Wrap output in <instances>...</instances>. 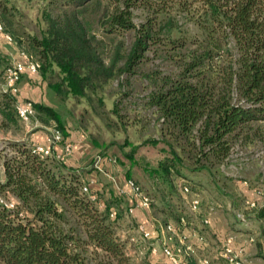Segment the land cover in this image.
Instances as JSON below:
<instances>
[{
	"label": "trees",
	"instance_id": "1",
	"mask_svg": "<svg viewBox=\"0 0 264 264\" xmlns=\"http://www.w3.org/2000/svg\"><path fill=\"white\" fill-rule=\"evenodd\" d=\"M49 3L52 8L41 11L40 36L27 38L34 53L19 49L37 59L40 78L58 98L89 97L114 77L135 73L147 52L163 54L176 66L147 96L161 136L168 137L163 141L171 157L159 161L155 171L162 179H169L178 158L172 143H186L196 163L216 167L235 141H249L250 131L255 135L252 123L264 121V0ZM90 6L98 12L94 21L85 14ZM137 8L143 19L135 24ZM128 32L133 39L127 47L122 37ZM15 102L13 94L1 90V125L20 122ZM31 104L41 125L52 120L64 141L58 112ZM31 147L20 139L3 141L0 149V196L14 204L12 209L0 204V264H131L115 233L118 199L99 208L81 191L82 170L40 158ZM254 210L264 219V207Z\"/></svg>",
	"mask_w": 264,
	"mask_h": 264
},
{
	"label": "rangeland",
	"instance_id": "2",
	"mask_svg": "<svg viewBox=\"0 0 264 264\" xmlns=\"http://www.w3.org/2000/svg\"><path fill=\"white\" fill-rule=\"evenodd\" d=\"M44 8H52L49 0H0L2 21L14 37L13 42L3 43L4 46L0 49L3 68L10 61L6 53L16 54L19 47L34 53L27 38L40 36L44 26L41 18ZM132 13L135 24L142 21L141 9H133ZM85 14L89 20L94 21L98 12L90 6ZM93 30L97 32L95 27ZM122 38L128 47L133 39L132 33H125ZM146 54V59L135 68V73L114 77L87 98L70 95L62 99L56 97L47 87L46 81L40 78L39 72L37 78L30 82V85L41 88L39 91L58 112L66 133L71 131L75 139L72 141L78 145L77 152L86 160L80 166L90 171L95 153L110 155L114 157V162L106 163L101 169L116 179L131 178L150 197V207L139 213V216H145L149 228L144 222L143 224L151 231V239L142 242V246L139 245L144 250L143 254L137 253L138 244L128 240L130 235H136V218L127 214L126 208L122 206L114 221L116 236L123 243L131 264H159V249L157 248L155 255H149L146 249L147 242H157L155 232L159 225L166 221H176L178 215L183 214L192 220L186 200L181 194V184L191 185L192 191L197 192L201 198V212H215L216 219L219 217L218 225L226 230L241 226L234 220L233 212H243L246 216V212L256 211L246 208L249 199L254 197L255 188L261 190L264 203V121L252 123V126H257L255 135L250 131L249 141H235L228 157L216 167H209L208 163H196L190 146L180 142L178 146L172 143L178 158L169 179H162L155 173L158 162L171 156L163 141L166 136H161L160 120L154 107L147 103V96L158 84L159 77L174 73L176 66L165 59L163 54ZM1 77L0 92L4 90L3 76ZM33 124L41 125L36 114L31 118L29 128ZM53 124L50 120L47 125L42 126L47 129ZM25 130L27 129L19 121L16 125H1L0 122V149L5 140H20ZM149 140H156V143L150 144ZM83 175V181H86ZM95 176L100 190L96 194L97 205L103 206V203L108 202L113 206L115 199L112 198L120 197L112 195L114 192L111 181L100 171H96ZM180 180L184 182L178 184ZM166 212L170 214L167 215ZM250 223L252 222L247 221L246 225L249 226Z\"/></svg>",
	"mask_w": 264,
	"mask_h": 264
},
{
	"label": "built area",
	"instance_id": "3",
	"mask_svg": "<svg viewBox=\"0 0 264 264\" xmlns=\"http://www.w3.org/2000/svg\"><path fill=\"white\" fill-rule=\"evenodd\" d=\"M11 35L5 31L3 23L0 19V43H11ZM16 58L12 59L3 68V89L10 92L16 97L14 109L17 117L24 126L31 124V118L35 112L32 107L31 101L18 99V84L23 74L30 73L36 74L40 67L39 62L28 52L18 49ZM44 136L45 145L32 144V152L40 158L51 157L57 162H64L65 158L71 153L72 144L70 142L62 141V135L50 126L46 129ZM61 144L60 150H54V146ZM101 157H105L107 161L114 162V157L110 155H97L95 163ZM245 184V182H243ZM130 193L135 198V205L143 209L150 207L151 199L142 188L132 179H126ZM181 194L187 203V210L190 218L184 214L178 215L176 221H166L164 224L159 225L156 231L157 242H147L146 249L149 255H155L157 248L159 255L162 257L161 264H188V259L193 256L197 250L204 251L198 258L199 264H214L210 255L207 252L208 241L204 233V229L210 227L212 215L215 212H201V198L199 194L192 191L188 185L181 184ZM81 191L84 192L90 200H95V194L87 188L84 184L81 186ZM119 192H121L118 189ZM253 198L249 199L246 204L247 209H257L262 206V192L259 188L253 191ZM0 204L5 208L12 209L14 204L12 201L6 200L0 196ZM98 207H101L98 205ZM211 209V208H210ZM132 206L126 208L127 214H131ZM235 221L246 224L248 221L247 216L243 212H233ZM114 212L110 211L109 217L112 218ZM136 235H130L128 240L137 246V253L143 254L142 242L151 239V231L146 228L143 223H136ZM255 243V236L253 234H246L241 239L233 232H228L218 238V246L214 252V258L222 260L223 264H255L253 260L246 253V246Z\"/></svg>",
	"mask_w": 264,
	"mask_h": 264
},
{
	"label": "crops",
	"instance_id": "4",
	"mask_svg": "<svg viewBox=\"0 0 264 264\" xmlns=\"http://www.w3.org/2000/svg\"><path fill=\"white\" fill-rule=\"evenodd\" d=\"M3 46H4L3 43H0V49H2ZM6 56L11 61L12 59L16 58L17 54H13V53L9 52V54L6 53ZM36 78H37V73L36 74L26 73V74L22 75V78L18 84V99L19 100H29V101H33V102H41V103L49 105L44 94H42L39 91V89H41V88L39 86L30 85V82L34 81V79H36ZM43 85H45V84H43ZM30 125L25 126V128L27 130H25V133L23 134V136L20 139L28 140L32 144L45 145L44 136H45V133L47 131L46 128L42 125L37 126V124H33L34 126L33 127L31 126L29 128ZM72 140H75V139H73L71 131H67V135L65 136L64 141L70 142L72 144V150H71V153L65 158L64 163L69 167H72V168L77 169V170H82L84 172L83 177L86 180L84 183L87 186V188L89 189V191L94 192L96 194L98 191H100L99 190V184L97 183V178H95L96 177L95 173H96V171L102 172V174H104L106 176V178L111 181L113 192H114V194H112V195H114V196L117 195V197H120V199H121L120 200L118 198V200H120L119 207L123 206V208L124 207L127 208L129 206H132L133 210H132L131 215L137 219V220L135 219V222L136 223H140V222L143 223L144 222V224H146V226L149 225V223L145 220V218H144L145 216L143 214H142V216H139L140 215L139 213L145 212L146 209L140 208L138 206H134L136 200H135L134 196L130 193L129 188L126 185V179H124V178H122V179L117 178L116 179L115 177L111 176L108 173H105L101 169V167H103V165H105L106 163H110V161H107L105 157H103V158L101 157V159L97 163H95V157L98 154L101 156L102 155L104 156V154L103 153H95L92 156V160H91L92 161L91 162V170L87 171L88 168H85L84 166H80V165L84 164V162H86V160H85V158L80 157L79 152H77L78 145L76 146L75 142ZM60 148H61V144H57L54 146V150H56V151L60 150ZM118 189L121 192H119ZM105 195H106V193H105ZM263 205H264V203L262 204L261 207H264ZM261 207H259V208H261ZM216 215L217 214L212 215L210 227H207L204 229V233H205L207 241H208L207 252L210 255L213 263L214 264H223L222 260L213 257L214 252L218 246L219 236H222L228 232H233L237 235L238 239H241L246 234H253L255 236V240H256L255 243L249 244L246 246V253L254 261L255 264H264V219L257 217L255 215V212H246V216L248 218V221L252 222V223H250L249 226H247L246 224L240 223L241 226H238L237 228H233L232 230H229V229L226 230L224 227H221L220 225H218L219 217L217 218L218 219L217 220ZM234 226H236V225H234ZM252 227H254V228H252ZM202 254H204V251L201 252L200 250H197V252L188 259L187 263L188 264H199L198 258ZM161 260H162V257L160 256L159 264H161Z\"/></svg>",
	"mask_w": 264,
	"mask_h": 264
}]
</instances>
